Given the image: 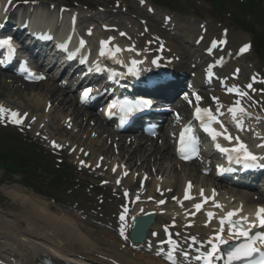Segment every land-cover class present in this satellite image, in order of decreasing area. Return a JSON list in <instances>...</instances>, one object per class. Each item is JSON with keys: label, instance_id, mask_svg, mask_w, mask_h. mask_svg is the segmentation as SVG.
I'll return each instance as SVG.
<instances>
[{"label": "bare ground", "instance_id": "obj_1", "mask_svg": "<svg viewBox=\"0 0 264 264\" xmlns=\"http://www.w3.org/2000/svg\"><path fill=\"white\" fill-rule=\"evenodd\" d=\"M5 0H0V8L2 7V4ZM24 7L18 8V15L16 18V23L20 24L23 21L29 22V30L35 29L36 25L40 26L42 28V31H45L46 29L51 30V32L54 31L53 26L55 22H57L56 18L53 16L52 13L49 11L47 12H41L39 6H35V9L39 13V17H34V15L30 14L29 11L26 9L24 10ZM73 9V8H72ZM105 9H101L100 13L101 18L104 14ZM36 12V11H35ZM1 13V10H0ZM13 10L9 11L7 13V17L10 19H13ZM77 10H71L68 14H65V18L67 19V22L69 23L71 20H76V16L78 17ZM100 16V15H99ZM95 21V20H94ZM97 22V21H95ZM108 22V21H104ZM111 22V21H109ZM114 22V21H113ZM175 22H171L173 24ZM60 28L59 30V36L64 37L65 34L69 33L73 36L77 34H80L77 30H74L70 26H65V21L61 20L59 22ZM88 26L84 29L89 28L92 23H87ZM102 24V23H101ZM136 24V23H135ZM185 21L182 20L181 23H179V26H182V31L180 34H176L178 38H175L174 34V41L172 45V51L176 55H181V60L178 64H176V71L183 70L185 68L190 69V72H194V78L196 84L201 83L202 77L201 72L204 70L203 66L205 64H201V61L203 62L204 57L203 55L199 54V51L197 48H195L194 44L187 43V39H191L193 41V38L191 36L192 31H186ZM110 26H118L120 29L117 28V33L120 31H124L127 33V35L130 37L133 36V31L129 29L128 27L122 25V24H108ZM134 28V24H132ZM137 27H135L136 29ZM83 29V30H84ZM140 32V29H138ZM76 31V32H75ZM196 31V30H194ZM209 31L212 33L215 32V29L209 28ZM208 37L210 36V32ZM16 35V31L13 32ZM18 33V31H17ZM113 33H104L100 31V29L97 30L94 29L93 31V40H100V37L111 35L112 43L114 45L122 44L124 42L123 39H116L113 35ZM80 36V35H79ZM186 38V41H184V44L182 40ZM233 41L232 44H238V41L236 37H232ZM76 39V38H75ZM210 39V37H209ZM208 39V40H209ZM30 40V39H29ZM176 40V41H175ZM31 42H34L33 40H30ZM88 41L90 42L89 38ZM205 40L203 45H201V49L205 47L206 44ZM91 43V42H90ZM127 43V42H126ZM46 47V46H45ZM120 49V53L125 54V52ZM121 55V54H120ZM133 55L137 56L141 61L143 60V51L139 50V52H128L126 54L127 58L133 57ZM46 58V57H45ZM44 58V60H45ZM222 58H224V63L221 64L217 69L218 71H222L223 73L220 75L218 74V79L220 84H228L229 79L225 75H229V67L228 64V56L222 55ZM205 63L207 61L205 58ZM194 63L195 68L191 69L190 65ZM201 65V66H200ZM200 66V71L197 70V68ZM188 72V73H190ZM225 74V75H224ZM179 76L177 79V83L182 84L184 81L183 75H177ZM0 79H3L4 81H7V84L11 85V88L17 89V87L20 88V91L22 92H28V91H34L36 89L43 88L45 92V98L43 99L42 105L40 107V104H37L39 107H35L33 110L36 111H43V114L39 115L37 119L34 120L33 125L34 130L36 131L37 128L44 126V117L47 118L50 115H52L55 112H61L66 111L65 114H68L71 118H69L67 121H65L67 124H73L74 127H81L83 128V133H89V135L92 136V138L97 139L98 137L104 136V138L112 139L110 144L108 146L97 144L98 151L103 152L106 155H109L110 150L113 151L115 149L118 152V155H120L121 159H124L125 164L130 165L132 164L131 168H133L135 165L140 166L145 164L143 169L148 168V171L150 172H156L155 175L158 173V169L155 168V161L162 160L163 158H169L171 157L170 161H173L174 170L177 172L179 166L183 169V172L185 171L186 174H180L179 172L175 173V175L172 176V178H169L167 176L165 177L162 182L158 181V179L152 178V181H147L145 184V187L149 189V191H153L154 188L157 190L160 186L163 187L164 194L163 199L166 200L169 199V197H175V199H179L181 197V189L183 186L186 185V182H184L185 179H193L194 184L204 186L207 184H210L211 178L207 176H201V169L198 168L197 164L190 163V164H182L178 162L175 159L173 149L169 147L167 142H163L160 147L154 148L152 145L149 148L145 146L144 143L140 141L142 138L141 136H134L133 139L127 140L126 137H130L131 135H127L126 137H118V139L115 140V135L112 134L111 129L108 128V126H105L101 120V117L99 116L96 121H93L91 123L92 118H89L92 116V114L88 111L81 110L80 108H77V102L75 98H72L69 94L71 93V90L69 88H63L61 86H57L55 83V80H50V84L47 85L43 84L42 82L38 84H33L29 82H25L23 80L16 79L12 75H7L4 72L0 71ZM218 86H211L209 89V94L212 98L216 97V100L220 102L222 105L229 106L231 101L230 97L228 95H222L221 90ZM15 91V90H14ZM65 94V96H61ZM68 94V95H67ZM214 95V96H213ZM39 103V99L37 100ZM36 105V106H37ZM243 108L245 109L244 113L237 114V118L243 121V128L245 129L247 126H249L247 123L249 120H251L252 128L253 125H255L256 121L261 120V122L264 121V113H259L256 111V108H249L247 105H243ZM224 116L231 121V127L232 128H238L235 123H233V116L231 113L227 111V108H225ZM63 119V118H62ZM55 130L60 131L62 130L61 127H56L55 129H52L51 134L55 132ZM88 130L90 132H88ZM93 132H96V135L92 134ZM90 136V137H91ZM249 137H251L250 144L253 146H256L259 142H264V128L256 129L254 128L250 131ZM89 137V138H90ZM123 138V139H122ZM98 140V139H97ZM100 140V138H99ZM127 143L128 141H131ZM90 141V145L94 146L95 142L92 140ZM152 141V139L150 140ZM88 142V141H87ZM107 144V143H106ZM114 145H117L114 146ZM153 156V159H152ZM169 156V157H168ZM139 160H142L141 162ZM140 162V164H138ZM152 162V163H151ZM114 163V162H113ZM112 164V163H111ZM194 164V165H192ZM135 166L136 170H141L142 166L137 167ZM185 166H188V168L185 169ZM111 168L114 167V165L110 166ZM158 167V166H157ZM196 167V168H195ZM154 168L156 170H154ZM125 170V169H124ZM166 170V169H165ZM172 170V171H174ZM203 170V169H202ZM160 171V170H159ZM167 171V170H166ZM144 172V171H143ZM165 172V171H164ZM195 173L196 175H194ZM110 175V173H108ZM117 174V173H116ZM113 175V176H116ZM173 174V173H172ZM119 175V174H118ZM117 175V176H118ZM182 175V176H181ZM210 176V175H209ZM160 178V180L162 179ZM127 181L133 182L134 177L130 175L126 178ZM165 181H168L167 183ZM170 181V182H169ZM215 185H220L223 187H226L224 184H218L214 183ZM231 189L232 194H236V192H241V189H235V188H229ZM22 189L20 188H11L9 192H6L7 195L12 200H17L18 203L24 206V209L18 211L17 213H11V212H2L0 211V264H39V260L42 257L50 258L57 264H61L63 262H85L88 264H146L143 263V259L141 260V257H137V254L132 255L130 250L127 248H122L120 244H116L117 246H109L106 252H103L97 248V245L91 238L82 232L80 230V227L77 226L71 219H69L68 216H66V213L56 212L53 213L51 210L50 204L45 201L43 198L39 196H32V195H25L20 193ZM162 190V189H161ZM192 192L194 190L192 189ZM245 193V192H244ZM247 194L248 191L246 192ZM203 194L207 195V192H204ZM246 196V195H245ZM246 202L244 203L242 207V214L245 216H252L254 214V211L257 210V205L262 207L264 205V197H260L258 199H251V196H246ZM154 201L157 200V195L154 194L153 196ZM161 199V198H160ZM219 201H213L212 203H219L222 208L224 209H234V208H240L235 206L233 203H228L224 198L220 197L217 198ZM199 201V200H196ZM212 200L210 199V202ZM166 201L167 205H164L163 207H160L158 205H155V208L152 209V207L143 206V203L137 205L136 208L131 210L130 214L127 216L128 222L126 223V229H129V226L131 224V219L135 217L136 215H142L144 213H152L155 214V211H164L166 214L168 213L171 215V218H176V220L183 221L182 226H188L189 229H181V232L186 234V236H194L196 241L201 243L202 241H206V239H212L213 234L215 233V228L217 226V219H211V218H204V220H200L199 222H193L192 219L200 218L201 216L195 217L193 213V209L191 210V205H194V202H187L184 204L179 203H169ZM155 203V202H154ZM165 203V204H166ZM169 203V204H168ZM142 205V206H141ZM235 206V207H234ZM251 207L253 208L252 210ZM185 209L186 213L189 214V216L182 215L181 210ZM216 214V213H215ZM192 218V219H191ZM155 219L154 222L150 225V227L146 230L145 239L142 243L133 245V247L136 248V250L143 249L144 247H147V245H153L155 241H163L162 238H160L157 234V232L160 230V223L156 222ZM190 222V223H189ZM159 223V224H157ZM154 230V232H153ZM155 233V235L152 234ZM232 237V236H228ZM199 238V239H198ZM192 238H186L183 237L179 242L185 243L187 240L188 242ZM113 242V241H112ZM115 242V241H114ZM178 244V243H177ZM188 244V243H186ZM120 247V249H119ZM136 252V251H135ZM108 255H107V254ZM132 255V256H131ZM151 258V257H149ZM145 259V258H144ZM152 262V261H151ZM156 262V261H155ZM161 262V261H160ZM148 263V262H147ZM161 264V263H160Z\"/></svg>", "mask_w": 264, "mask_h": 264}, {"label": "rangeland", "instance_id": "obj_2", "mask_svg": "<svg viewBox=\"0 0 264 264\" xmlns=\"http://www.w3.org/2000/svg\"><path fill=\"white\" fill-rule=\"evenodd\" d=\"M49 2L61 3L63 5L77 4L82 11L84 9L95 10L96 8H98L94 7V5L108 7L107 9H109V12H107V14L110 13L109 17L111 16V18H105V20L102 19V24H104V21L109 20H111L113 25L120 24L118 22L124 21V19L130 20L132 23L134 21L137 24L136 25L135 23H133L134 26H138V24L141 26L142 23L145 22L148 27V32L145 33L147 36L156 32L163 34V32L161 31L162 15L166 14L171 16V18L174 20V22L176 23L175 27H178V24L182 20L186 22H198V20L196 21V17L198 16L197 18L200 19H210L213 24H217H214L216 28H218L219 26H227L228 29L230 28L228 34L230 39H233L232 37H236L237 41L241 42L249 41V39L251 38L250 34L245 31L236 29L235 27H233L234 25H232V23L228 20L230 16L235 17L237 15H240V9L236 5V0H221L218 7L214 6L211 0H175V5L173 4L172 6H169L167 5V3H165L163 6L168 7L166 9L159 7L154 8L156 14L153 17H150L145 13L143 6L139 8L140 5L138 3V0H42V8L43 5L45 8L47 3ZM116 3L120 5V7H116ZM263 7L259 6L257 12H261L260 10H264ZM35 10H33V13L35 12ZM98 14L99 13L95 11L90 15L98 18ZM262 14L263 16L260 15L258 18H255L252 13H246L247 17H245V19L247 20L248 18L249 22L253 24L254 28L258 29L262 33V35H264V13L262 12ZM146 17H148L149 19H147ZM179 20L180 22L178 23ZM130 25L131 24H128V26ZM195 25L196 24H194L193 26ZM180 27L181 26H179V29H177L175 33L178 34ZM187 27L188 30L192 28V26L191 28L190 26ZM138 29H140V27H138ZM137 31L138 30L136 29L134 30L135 33ZM192 34H194V31H192ZM147 36L145 39L136 40V42L138 44H142L147 39ZM166 36L169 37V42L174 41V36L171 34V32L167 33ZM184 40L186 41V38ZM261 46L263 45L255 47ZM257 59L255 51L253 50L244 59L240 58L236 61V64L241 67L240 72L241 75L244 76V80H246L247 75L251 74L254 75L257 79H261V76H264V61ZM44 84L47 85L46 87H50L52 85L51 84L50 86H48L50 83H47L46 81H44ZM258 86L262 91H264L262 82H260ZM43 90V88H39L34 91H28L25 93L20 91L19 87H17V89L11 88V85L7 84V82L3 79H0V99L2 101H5L10 106L18 109L25 115L30 112L29 117L31 115L32 120L39 117V115L43 113L42 110H33L35 107H39L37 104H40L41 107L43 99L45 98V90ZM71 96H73L72 93ZM258 98L264 102V95H260ZM38 99L40 100L39 103L37 101ZM65 112V110L61 112H55L47 118L44 117V120H46L44 126L37 128L36 131L34 130L35 126H33V124L31 123H27V121L25 122L26 124H23L15 129L13 127H4V125H6L5 122L3 120H0V139L1 135H5L11 139L17 138L20 141L29 144L31 146L32 152H36L37 154L31 155L28 151L25 153L29 154V158L33 161V163L37 164V172L39 171V173H41L42 171H45V175L47 176L49 172H51V168L58 167V170L66 173L67 177L69 178L66 183L68 188L60 186L61 190L54 191L53 189L46 187L45 184H39L36 180L33 179V181L31 180V178H26L20 173L14 176H9L5 173V171L2 169V166L0 165V211H12L11 213H17L18 211L22 210L21 208L24 209L23 205L18 203L17 200H12L6 193L9 192L11 188H20L22 189L20 192L22 194L39 196L47 201L50 204L53 213H66V216H68L69 219H71L77 226L80 227V230L82 229V232L87 234L91 238V240L96 243L97 248L100 250V252H106L109 246L118 247V245L116 244H120L122 248H127L128 250H130L134 257L136 254L138 258L141 257V260L143 259V263L163 264L159 259L153 258L147 253H142L139 252V250L131 249L130 246L121 239V237L119 238L120 234L118 235V233L114 230V228L116 229V227L119 225L120 217L122 215V198L120 194L122 189L121 186H118L119 183H114L115 179L108 174V169L103 170L102 168H96H98L97 163L100 160H104L103 164L106 168L112 162L118 165L119 160H121V156L118 155V152L115 149H113V151L110 150L109 155L98 151V148L96 146L97 144H102L105 146L109 145L108 139L106 140L104 136L98 137L97 140L92 138L89 133L84 134L82 131L83 128L81 129V127L79 126L75 128H71L70 126H63V123L68 118H70V116H67L68 114H65ZM94 117L96 119V116ZM62 118L64 119V121L62 120ZM61 126L62 131L55 130L53 134L49 135V133L52 132V129ZM67 127H70V129H67ZM88 132L90 131L88 130ZM42 134L46 135L47 138H40L39 135ZM92 134L96 135V133L93 131ZM127 134L128 133H124L121 135ZM49 137H52V139H49ZM48 140L55 142L56 145H59V147L49 145ZM89 140L94 141L95 145L91 146ZM154 140L156 141H153L152 144L148 140V142L145 143V146L149 148L152 145L154 148H157L164 144L163 138L158 140L157 137V139ZM76 143H78L79 146H82L83 148V151L81 153L79 151L80 158L84 159L83 157L86 156V154L88 155L87 162H85L81 166L77 165L79 162V156H73L75 155L76 150L71 151L73 150V147L72 149H70V147ZM139 161L141 162L142 160ZM120 162L122 164V162L124 163V160ZM140 162L138 164H140ZM135 166L128 169H132L133 173L138 174L136 176L139 177L140 173L138 170H134ZM140 166H142V173L147 174L148 168L143 169L145 164ZM154 166L158 169V173L162 172L163 176H170L169 178H172V176L177 172L185 174L182 168H178L177 172L173 169L174 166L173 162L170 161V157L168 159L163 158L162 160L157 159ZM193 174L196 175L195 173ZM117 175L118 174H116V176ZM39 179H42L40 175ZM26 181H29V184H26ZM158 181L162 184L164 183L162 182L163 180L158 179ZM165 182L167 183L168 181ZM124 183L131 184L132 182L125 180ZM51 195L53 197H51ZM234 198L235 195L232 196V199ZM165 205H167V203ZM200 220H204L203 217L196 218L194 220L192 219L193 222H199ZM183 221L179 222L181 226Z\"/></svg>", "mask_w": 264, "mask_h": 264}, {"label": "snow or ice", "instance_id": "obj_3", "mask_svg": "<svg viewBox=\"0 0 264 264\" xmlns=\"http://www.w3.org/2000/svg\"><path fill=\"white\" fill-rule=\"evenodd\" d=\"M9 3H11V0H9ZM123 35V33H122ZM223 43V41H221ZM84 42L81 41V47L83 46ZM102 44L107 45L108 41L102 42ZM8 45L9 47L11 46V40L6 39V40H0V46ZM213 46H215V42L213 43ZM63 47V46H62ZM249 46L244 45L241 49L240 52H247ZM120 49L116 48L115 52H119ZM115 52H113L112 49H107V54L109 55H115ZM102 56L106 54L105 49L102 48L101 53ZM71 58V57H70ZM155 63V61H153ZM137 62L133 61V64L135 65ZM100 69L97 68V71ZM35 79H43V77H34ZM249 88L252 87L251 84L248 85ZM91 91V89H87L84 92V96L86 97L88 93ZM229 92H234L236 93L237 96L244 97L247 95V93L240 91L237 88H230L228 89ZM197 102L200 100V97H196ZM204 113L208 117V122L209 124L213 121L216 120V117L213 116L210 113V110L208 109H201L199 107L196 108V118L201 119L203 122V117L201 116V113ZM229 112L233 115V119L236 121L237 127L242 130L243 128V122L240 121L237 118V113H244L245 109L241 106L240 101H236V105L232 108H229ZM8 114L7 118L9 122L16 124V125H21L23 123V117L15 111H11L8 109L3 108L0 106V120H3L5 118V114ZM223 127V125H222ZM204 130L208 132L211 136L212 139L215 140L218 135H224V138L227 140H232L233 137L226 135V129L225 133H219L215 129L209 127L207 124L204 125ZM191 133V128H185L184 132L181 133V145H182V151H184L186 148L190 149L192 152L196 151V138L194 136L190 135ZM235 140L237 141V147L231 149L232 152L238 153V159L237 162H240L242 159L245 162H252L256 161L258 159L257 156H255L252 152H250L247 148V146L240 141L239 137H235ZM55 147H59V145H55ZM259 147H264V144L258 145ZM217 148H220L219 145H217ZM220 151L222 152H228L229 149H224L220 148ZM182 158L188 159L190 157L188 156H183ZM245 166H249L247 163ZM115 171V169H113ZM127 175V173H125ZM119 183V181H117ZM191 189V183H189L187 189L185 190V199H192V197L189 194V191ZM127 195V193H125ZM201 196H203V190H201ZM210 199L208 197L204 198V202H207V200ZM159 203L163 204L164 201L161 200ZM178 203L182 204V201H178ZM216 207H221V205L216 204ZM195 209L199 211L202 208V204H195L194 205ZM127 211V209H125ZM242 211L241 209H234L232 211H229L226 216L222 217L220 219V229L217 232L216 236L214 237L216 243H213L212 240H209L208 243L212 244L211 251L207 253V255L204 257L205 264H212V260L214 257H216V254L219 251V244L227 243V240L223 239L222 234L224 232V224L227 222L229 224V234L232 237H244L245 242L242 244L237 245L236 247L232 248L228 253V260L229 262L231 261H236V260H246L247 264H264V250H262V247H264V231H257L253 235H249V230L244 229L243 224L241 223V220L243 222L248 221V217H242L241 220H234L232 219L234 216H237L240 212ZM208 216L211 218L213 216V213L209 212ZM256 220L259 222V226L261 228H264V207H259L256 210L255 213ZM125 219L124 215H121L120 220L123 222ZM250 227H256V224L250 225ZM125 233V227L122 224L120 228V234L121 236H124ZM155 235V233H153ZM127 238V237H125ZM193 242L195 243V237L192 238ZM167 243L170 245L171 250L168 252V259L175 264V260L173 257V253L177 248V242L172 239L171 234L168 236ZM197 259H200V257H197Z\"/></svg>", "mask_w": 264, "mask_h": 264}, {"label": "trees", "instance_id": "obj_4", "mask_svg": "<svg viewBox=\"0 0 264 264\" xmlns=\"http://www.w3.org/2000/svg\"><path fill=\"white\" fill-rule=\"evenodd\" d=\"M215 4H218V0H215ZM260 4V0H246L244 3H241L243 7H249L247 9L251 8H257V5ZM7 142H2V149L0 150V163L4 165V168L7 172L15 173L17 170H21L25 172L26 174H32L30 173V168H27L26 166H30L29 161L25 159L24 156H18V150L15 149L14 146L7 145ZM59 179L56 181L58 186L61 184L60 181L62 180V175H57Z\"/></svg>", "mask_w": 264, "mask_h": 264}, {"label": "water", "instance_id": "obj_5", "mask_svg": "<svg viewBox=\"0 0 264 264\" xmlns=\"http://www.w3.org/2000/svg\"><path fill=\"white\" fill-rule=\"evenodd\" d=\"M263 57H264V55H263ZM142 237H143V236H142ZM142 237H141V238H142Z\"/></svg>", "mask_w": 264, "mask_h": 264}]
</instances>
